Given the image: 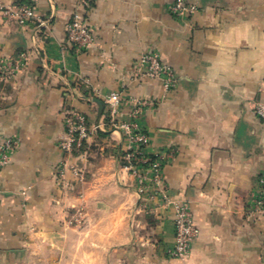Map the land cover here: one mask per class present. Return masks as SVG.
I'll return each instance as SVG.
<instances>
[{
	"label": "crops",
	"instance_id": "obj_1",
	"mask_svg": "<svg viewBox=\"0 0 264 264\" xmlns=\"http://www.w3.org/2000/svg\"><path fill=\"white\" fill-rule=\"evenodd\" d=\"M19 1L35 6L28 23L0 12V137L19 138L0 170V264H264V218L249 212L264 179V124L252 111L264 101V0H187L196 10L181 18L174 0L0 7ZM74 12L95 38L81 52L66 45ZM149 50L176 74L168 92L135 79ZM116 90L151 99L141 118L150 148L176 149L164 188L188 201L199 230L180 258L169 255L172 206L153 187L139 195L126 140L105 125L104 99ZM68 109L95 127L71 154L58 146Z\"/></svg>",
	"mask_w": 264,
	"mask_h": 264
},
{
	"label": "built area",
	"instance_id": "obj_2",
	"mask_svg": "<svg viewBox=\"0 0 264 264\" xmlns=\"http://www.w3.org/2000/svg\"><path fill=\"white\" fill-rule=\"evenodd\" d=\"M175 17H186L195 12L196 6L187 0H174L168 7ZM0 12L5 19L26 24L36 16L34 4L28 1L13 2L1 6ZM66 45L76 52L84 51L95 43L91 29L84 23L81 15L74 12L65 27ZM22 62L24 55L20 54ZM135 79H155L159 81L165 92L176 85V74L173 68L161 60L153 50L143 52L134 63ZM106 105L105 125L109 129L120 130L126 140L123 154V165L138 180L139 195L158 193L164 204L173 208L174 244L169 255L180 258L189 250L191 241L198 235L192 210L188 201H176L169 197L164 188V166L171 162L176 154L172 146L150 148V137L141 125V118L146 109L153 104L151 99L125 95L122 90L111 91L104 99ZM129 107L128 119H120L122 107ZM254 115L264 124V101H255L252 105ZM63 133L58 146L65 154L80 152L84 141L94 132L85 113L76 109L63 112ZM19 145L18 137H0V170L8 165ZM62 173V169L59 170ZM259 190L252 195L250 213L264 218V179L259 178ZM151 195V193H150ZM148 194V196H150Z\"/></svg>",
	"mask_w": 264,
	"mask_h": 264
},
{
	"label": "water",
	"instance_id": "obj_3",
	"mask_svg": "<svg viewBox=\"0 0 264 264\" xmlns=\"http://www.w3.org/2000/svg\"><path fill=\"white\" fill-rule=\"evenodd\" d=\"M99 105H101V107L103 106V103L101 101H97Z\"/></svg>",
	"mask_w": 264,
	"mask_h": 264
}]
</instances>
